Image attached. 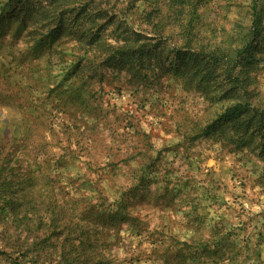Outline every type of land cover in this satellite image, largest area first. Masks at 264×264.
<instances>
[{
  "label": "rangeland",
  "instance_id": "1",
  "mask_svg": "<svg viewBox=\"0 0 264 264\" xmlns=\"http://www.w3.org/2000/svg\"><path fill=\"white\" fill-rule=\"evenodd\" d=\"M29 1L30 8L43 12L71 6L66 0ZM98 1L123 8L129 0ZM223 5L210 0L201 9L194 49L233 47V21H242L241 12ZM17 6L0 0V9ZM49 23L30 20L16 33L21 27L6 20L0 30V137L13 134L4 163L17 178L35 179L18 191L32 197L27 206L32 230L42 219L51 235L46 243L62 244L68 232L89 224L99 233L108 264H174L179 255L196 252L177 243L194 245L199 239L217 242L223 253L222 258L209 254L205 264H264V162L251 146L213 132L197 134L217 113L215 93L158 70L146 79L137 74L131 79L104 68L102 81L98 76L64 81L71 37L64 34L59 44H33L30 31L44 33ZM133 25L140 29L138 22ZM175 45L182 43L174 34L167 47ZM260 46L256 69L248 74L254 106L264 105V39ZM168 59L184 61L167 53L165 65ZM26 125L30 135L23 132ZM15 233L22 243L23 234ZM52 252L6 248L0 240V264L24 259L47 264L57 259Z\"/></svg>",
  "mask_w": 264,
  "mask_h": 264
},
{
  "label": "trees",
  "instance_id": "2",
  "mask_svg": "<svg viewBox=\"0 0 264 264\" xmlns=\"http://www.w3.org/2000/svg\"><path fill=\"white\" fill-rule=\"evenodd\" d=\"M95 1L98 0H66V4H71L70 7L58 9L54 5L56 9L53 11L43 12L41 8H30L29 0H10L18 6L0 9V30L6 20L21 27L20 31L15 30L16 33L24 31L30 20L35 23L49 20L46 32L30 31L35 35L34 46L59 44L64 34L71 37L74 42L69 48L71 59L69 62L63 61L64 81L78 76L88 79L98 76L102 81L105 78L104 68L118 70L131 79L135 77L134 74L146 79L149 72L158 70L170 73L190 86L194 85L197 90L215 93L214 99L220 104L217 113L208 125L200 127L198 136L213 132L221 138H228L231 143L251 146L259 160L264 162V105L254 106L248 90L252 80L248 74L256 69L255 64L259 60L256 56L262 52L260 42L264 39V0H221L226 10L233 8L240 11L242 20L233 21V47L225 50L192 47L200 11L210 0H129L123 8L107 7L109 3L102 1L93 7ZM58 2L52 0L53 4ZM137 2L146 6L137 8ZM130 13L135 15L134 20L128 19ZM135 22L139 23V30L133 29ZM166 26L170 31H167ZM173 28L178 30L177 33H172ZM174 34L180 37L183 47H167ZM167 53L184 61L178 64L168 59L169 65H165ZM183 54L184 57H181ZM222 84L226 89H220ZM12 124L14 121L10 122ZM26 126L23 132L30 135V127ZM12 138L13 134L0 137V240H3V245L11 249L20 246L26 250L35 248L37 252L49 248L58 256L47 264H108L99 233L89 224L68 232L62 244L54 241L46 243L50 241L51 235L42 219H37L35 231L32 230L34 221L27 217V206L31 205L32 197L26 194L20 196L18 191L23 190L26 181L35 179L26 174H19L17 178L15 169L4 163L8 156L4 148ZM139 181H143L140 176ZM47 209L46 204L42 212L46 213ZM51 211L54 213V208ZM20 213L21 216H18ZM52 221L53 218H50ZM11 224L16 225L15 229H11ZM15 232L23 234L22 243H18L19 234ZM42 236L45 238L42 239ZM40 240L45 245L37 247ZM177 245H181L182 249L194 246L196 252L190 256L179 255L174 264H205L209 254L218 258L223 256L220 245L215 241L199 239L194 245L188 242H178ZM201 250L209 252L204 256ZM27 253L22 255L26 256ZM13 264L38 263L24 259V263Z\"/></svg>",
  "mask_w": 264,
  "mask_h": 264
}]
</instances>
